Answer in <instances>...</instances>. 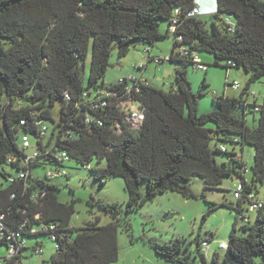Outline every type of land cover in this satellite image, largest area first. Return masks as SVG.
I'll use <instances>...</instances> for the list:
<instances>
[{
    "label": "trees",
    "instance_id": "trees-1",
    "mask_svg": "<svg viewBox=\"0 0 264 264\" xmlns=\"http://www.w3.org/2000/svg\"><path fill=\"white\" fill-rule=\"evenodd\" d=\"M194 6L196 0H0V165L8 164L15 171V175L4 172L5 186L0 187V245L8 250L11 242L24 244L12 256L0 255V264H24L27 249L42 248L38 236L51 239L52 234L56 247L50 264L117 260L119 203L100 200L112 213L109 223L100 224L96 216L76 227L71 224L74 200L61 202L54 179L45 174L48 168L67 170L70 160L89 167L90 161L102 158L106 166L93 168L95 177L100 183L111 176L123 178L127 213L167 191L186 198L194 195L186 184L193 176L202 178L207 188L237 177L243 183L242 197L235 204H223L235 209L243 234L234 224L224 254L214 250L212 260L264 264V190L259 196L264 184V93L261 103L248 101L249 84L264 77V1L215 0L214 11L191 15ZM204 14L208 16H199ZM164 37L172 41L169 54L150 55L157 39ZM131 48L141 49L147 62L176 59L185 67L174 69L168 89L136 77L105 85L112 50L122 57ZM89 50L84 86L83 60ZM199 52L211 54L214 65L249 74L243 94L215 96L216 109L206 113H199L198 97L207 84L202 81L194 93L186 71L188 64L195 66L192 57ZM142 62L138 69L145 68ZM103 91L112 94L101 96ZM127 98L144 113L136 133L125 118L129 108L118 104ZM100 99L105 104L95 106ZM248 112L258 113L254 126L246 123ZM37 120L48 127L44 137ZM208 122L214 127H206ZM23 133L37 149V156L27 163L19 142ZM226 143L234 146L228 148ZM244 144L253 148L249 166L236 150V145L242 150ZM62 152L67 160L59 158ZM215 152L224 154V161L218 163ZM19 170L26 172L25 177L18 176ZM141 181H146L144 194ZM250 193L263 200L253 219L244 208L251 202ZM31 237L36 242L28 246ZM194 241L195 256L206 264L202 243L210 241L199 233ZM151 244L169 264H193L179 254V240Z\"/></svg>",
    "mask_w": 264,
    "mask_h": 264
},
{
    "label": "rangeland",
    "instance_id": "rangeland-1",
    "mask_svg": "<svg viewBox=\"0 0 264 264\" xmlns=\"http://www.w3.org/2000/svg\"><path fill=\"white\" fill-rule=\"evenodd\" d=\"M199 16L205 18L208 15ZM171 46L172 41L169 37L160 38L157 39L153 51L160 57H164L169 54ZM142 55L141 49L131 48L126 55L119 57L116 49H113L104 75V84L110 85L124 77H136L146 79L156 87L168 89L173 84L174 69L185 67L182 61L176 59L164 60L159 64L154 61L147 62L142 58ZM198 56L203 63L208 65L207 69L205 71L197 69L190 63L186 66V71L191 90L194 93L198 91L202 81L207 84L204 93L198 97L199 113L216 109V104L213 101L215 96L238 97L241 95L249 78L246 71L241 68L226 69L221 65H214L212 64L213 56L207 52H199ZM90 59L91 51L89 50L83 60L84 86H87L88 83ZM142 61L146 63V66L144 69H138V63ZM234 80L240 85L236 89L230 85ZM248 92L249 102L261 103L264 93V77L250 83ZM234 112L237 115L241 114L236 109ZM57 116V111H55V117L57 118ZM245 118L249 126H254L258 113L248 112ZM205 126L213 128L214 123L208 122ZM131 130L134 133L137 132L135 127H132ZM226 146L232 148L234 145L226 143ZM211 147H214L213 141ZM242 147L241 150V146L236 145V150L242 152L243 159L249 166L253 162V148L248 144H244ZM214 156L218 163L225 159V155L220 152H215ZM66 166L67 177L56 178L53 182L58 187L57 195L61 202L74 200L75 210L71 217L72 225L83 226L96 216L99 217L100 224H107L113 220V216L109 210L101 206L100 200L119 203L118 216L121 222L117 230L118 258L110 264H169L155 252L151 242L170 243L177 240L182 246L179 254L186 256L193 264H204L194 254V236L197 233L200 238L210 241L209 247L205 251L206 264H214L213 252L218 250L221 256L224 254V250L218 246L220 242L228 241L234 224L238 234H243L241 229L243 223L236 216L235 209L223 204V202L236 203L232 189L233 183L239 180L237 177H226L215 188H207L202 178L193 176L186 184L194 195L186 198L178 192L167 191L155 195L138 209L127 213L124 210V205L128 195L123 178L111 176L100 183L99 179L95 177L93 168L106 166L105 158L99 161L93 159L88 163L89 167H84L75 160H70ZM4 172L15 175V171L10 165L1 164L0 187L5 186ZM40 172L43 173L42 170ZM140 188L144 194L146 181H141ZM259 190L261 197L264 184L259 187ZM253 217L254 213L250 218L253 219ZM38 240L42 241V252L36 253L27 249L24 252L25 257L22 259L24 264H50L49 260L55 252V243L45 235L38 236ZM35 242L36 237L27 239L28 246ZM6 253V246L0 245V255L3 256Z\"/></svg>",
    "mask_w": 264,
    "mask_h": 264
},
{
    "label": "built area",
    "instance_id": "built-area-1",
    "mask_svg": "<svg viewBox=\"0 0 264 264\" xmlns=\"http://www.w3.org/2000/svg\"><path fill=\"white\" fill-rule=\"evenodd\" d=\"M174 13H178V9H175L174 10ZM202 12L200 11L199 7L198 6H194L190 12L191 15L193 14H201ZM203 13H207L206 12H203ZM176 22V19L173 18L172 19V24L169 25V30L170 32H173L174 31V24ZM228 23L232 24L231 21L227 20ZM177 40L180 41L181 40V37H177ZM193 61L195 63V67L197 69H205L206 68V65L200 60L199 56L194 53L193 54ZM144 66V63L143 62H139L138 63V67H143ZM130 78V77H129ZM233 88H238L240 85L239 83L234 80L231 84H230ZM112 94L111 92H108V91H103L101 96H108ZM105 104V101L104 100H101L99 101L98 104H96L95 106L97 105H104ZM118 104L121 106V107H128L129 108V112L126 113V121L128 122V125H129V128L131 130L132 127H135L137 130L140 129L141 127V124L143 122V119H144V113L142 111L141 108H139L137 105L133 104L130 100V98H127V99H124V100H120L118 102ZM23 122V121H21ZM37 124L40 125V131H39V134L41 137H44L47 133V125H45L44 123L41 122V120H37L36 122ZM19 142H20V147H22L23 149L26 150V156L24 158V163H27L28 161H30L31 159L35 158L37 156V149L36 147L33 146V142L30 138L29 135L23 133L20 135V138H19ZM59 158L60 159H63V160H67L68 157L67 155L62 152L59 154ZM9 161L12 160V158H9L8 159ZM67 170L65 168H62V167H57V168H48L46 169V176L50 179H56V178H59V177H63L65 175H67ZM26 175V172L24 170H19L18 171V176L19 177H25ZM10 180L12 179L11 177L9 178ZM242 189H243V183L240 182V181H236L234 184H233V189H232V193H233V196L234 198L237 200L239 198L242 197ZM248 199H250V204L246 205L245 209L247 212L249 213H253L257 208H259L261 205H262V202L263 200L259 197H255L253 193H250L248 194ZM2 216L0 215V218ZM52 227V226H50ZM3 224L0 222V234L3 232ZM13 236L16 235V233L12 232L11 233ZM10 236H8L9 238ZM51 239H55V235L52 234L51 235ZM21 246H24V244L22 242L20 243H13L11 242L9 245H8V250H7V256H12L13 254L16 253L17 249ZM202 246H203V249L204 251H206V249L209 247V242H203L202 243ZM227 246V243L226 242H220L219 244V248L221 249H225ZM55 247H56V244H55ZM33 252H36V253H41L42 252V249L41 248H35L33 250ZM1 263V261H0Z\"/></svg>",
    "mask_w": 264,
    "mask_h": 264
},
{
    "label": "crops",
    "instance_id": "crops-1",
    "mask_svg": "<svg viewBox=\"0 0 264 264\" xmlns=\"http://www.w3.org/2000/svg\"><path fill=\"white\" fill-rule=\"evenodd\" d=\"M214 2H215L214 0H196V4L199 7L201 12H206V11L207 12H211V11H213L215 9V3ZM164 29H165V26L162 27V31H164ZM153 48H154V46L149 51L150 55L159 56L153 51ZM142 54H143V52H142ZM142 58L145 59V54L142 55ZM249 214L251 215L252 213H249Z\"/></svg>",
    "mask_w": 264,
    "mask_h": 264
}]
</instances>
